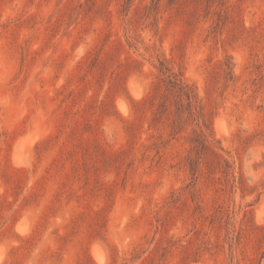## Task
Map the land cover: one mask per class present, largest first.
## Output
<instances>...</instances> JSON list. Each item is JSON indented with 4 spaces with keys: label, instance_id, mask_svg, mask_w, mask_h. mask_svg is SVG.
Instances as JSON below:
<instances>
[{
    "label": "rangeland",
    "instance_id": "374dc122",
    "mask_svg": "<svg viewBox=\"0 0 264 264\" xmlns=\"http://www.w3.org/2000/svg\"><path fill=\"white\" fill-rule=\"evenodd\" d=\"M0 264H264V0H0Z\"/></svg>",
    "mask_w": 264,
    "mask_h": 264
},
{
    "label": "trees",
    "instance_id": "16d2710c",
    "mask_svg": "<svg viewBox=\"0 0 264 264\" xmlns=\"http://www.w3.org/2000/svg\"><path fill=\"white\" fill-rule=\"evenodd\" d=\"M167 83H169L170 86H175L177 82L168 80ZM181 88H184V86L180 85Z\"/></svg>",
    "mask_w": 264,
    "mask_h": 264
},
{
    "label": "bare ground",
    "instance_id": "6f19581e",
    "mask_svg": "<svg viewBox=\"0 0 264 264\" xmlns=\"http://www.w3.org/2000/svg\"><path fill=\"white\" fill-rule=\"evenodd\" d=\"M131 87H132V86H131ZM118 102H119V101H118ZM120 102H121V101H120ZM121 103H122V102H121ZM121 107H122V106H121ZM123 107H125V106H123ZM123 107H122V108H123ZM125 109H126V107H125ZM94 248H95V247H94ZM98 249H99V248H98ZM98 249H97V250H98ZM91 251H92V250H91ZM95 251H96V248H95L94 251H93L94 254H95V255L93 254L94 256H96V253H98L97 251H96V253H95ZM99 255H100V252H99ZM101 258H102V257H101ZM99 261H100V260H99Z\"/></svg>",
    "mask_w": 264,
    "mask_h": 264
}]
</instances>
